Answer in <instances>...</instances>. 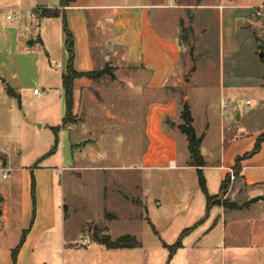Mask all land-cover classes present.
I'll return each instance as SVG.
<instances>
[{"label":"rangeland","instance_id":"rangeland-1","mask_svg":"<svg viewBox=\"0 0 264 264\" xmlns=\"http://www.w3.org/2000/svg\"><path fill=\"white\" fill-rule=\"evenodd\" d=\"M9 1L0 0V143L9 147L11 163L0 151V184L10 182L23 167L34 171L39 165L51 164L55 168L53 185L57 197L58 238L46 255L38 256V263L190 264L191 258H187L181 246L171 253L167 245L174 244L188 227L193 236L207 230L214 235L222 234L220 224H213L216 212L221 208L215 203L207 208L206 194L198 183L197 171L182 167L184 161L178 159V167L172 168L166 166V160L143 156L149 142L143 134L145 122L142 121L148 98L142 90L141 80L134 81L135 95H125L117 104L118 97L111 92L117 70L105 63L102 67L109 68L107 74L95 80L100 88H105V95L98 92L97 98L118 117L111 118L109 114V118L101 123L84 124L80 121L77 90L71 118L74 122L62 126L66 103L61 75L66 61L62 58L61 18L45 16L40 25L36 20L33 23L20 20L23 14L20 12L9 19L7 15L12 12ZM34 1L46 2L49 7L59 3V0ZM109 1L166 2L172 7L163 9L167 14L176 9L182 11L178 16L179 39L185 54L189 53L193 60L189 73L198 65L193 80L202 89V96L194 89L191 100L199 129L204 113L209 109L206 117L210 120L208 137L214 142L212 147H220L221 98L229 102L228 111L223 114L225 147L230 137L247 136L264 127V91L257 84L259 79H264V56H259L263 49L259 28L262 18L255 20L254 35L242 27L243 19L238 18L237 48L233 51L226 45L223 49L219 39L220 9L217 7L233 3L257 7L264 0ZM205 5L213 6L203 7ZM28 24L31 28L26 31ZM24 39H32V44ZM195 40L201 53L197 59L194 57ZM220 68L227 80L225 95L220 92ZM121 80L123 85L132 83L125 75ZM9 88L16 93H9ZM34 88L41 91V96L33 93ZM155 98L160 96L152 94L151 99ZM129 112H135L136 116L127 114ZM98 116L102 118L103 114L98 113ZM127 116L131 117L127 120ZM170 121L165 117L167 124ZM58 125L61 128L57 133L52 127ZM206 128L203 126V130ZM4 167H12L7 178L2 175L1 168ZM209 171L212 172H205L209 178V193L219 194L220 171L215 168ZM260 191L263 192L258 189L251 192L257 194ZM174 197L180 201L174 199V202ZM224 198L221 194L220 199ZM230 198L237 201L244 197L234 191ZM3 200L0 201V217ZM209 212L210 217L206 216ZM241 213L245 214L244 211ZM248 217L250 215H240L242 219ZM244 227L227 225L225 236L218 235L214 241L202 239L192 257L193 263L220 264L224 253L227 264H264V247L242 244V238L247 234ZM124 234L136 236L144 247L111 248L101 242L104 236L116 239Z\"/></svg>","mask_w":264,"mask_h":264},{"label":"crops","instance_id":"crops-1","mask_svg":"<svg viewBox=\"0 0 264 264\" xmlns=\"http://www.w3.org/2000/svg\"><path fill=\"white\" fill-rule=\"evenodd\" d=\"M9 2L8 7L11 10H15L18 14L20 12L23 13L20 20L26 22L31 20V23L36 20L37 24L40 25V20L42 18L45 19V16L35 19L31 14V9L39 6L49 7L46 2L34 0H10ZM13 2L16 4H12ZM206 6L213 5H205L203 7ZM54 7L59 8L61 11L59 17L62 21L61 40L64 48L62 51L64 61H67L68 53L65 46L66 35L63 29V20H65L74 38V66L77 70L91 71L102 69L105 63L116 68L115 81L117 84L112 82V85H114L111 87V92L118 97V100H116L117 104L125 95L134 96V81L141 80L142 90L148 98L145 105L146 108L142 113V121L145 122V125H142L145 129L143 134L147 135L149 142L143 156L148 155V157H153V159L166 160L165 163L168 167H170L172 161L178 167L177 160L181 159L184 161V164L181 165L182 167H191L196 170L194 166L188 164L190 160L188 139L178 126L183 122L181 117L183 104L188 103L196 133L198 136L203 137L201 152L206 161L203 173L207 185L209 178L205 173L206 170L212 172L209 170L215 168L220 171V173L218 172L220 192L219 194L211 195L220 196L222 181L227 177V174H230V170L235 173L234 169H237L238 173H235V177L229 180V187L225 197L229 201L238 204H243L255 197H261L242 208H229L222 203H215L221 208V211L216 212L213 224H220L223 232L222 234L214 235V233L207 230L193 236V231L191 233L188 231L182 237L181 248L185 251L187 258H191L190 264H194L192 257L196 254L195 249L198 248V243L202 239L214 241V238L218 239V235L225 236L227 225L231 228L234 225L245 226L247 234L244 239L242 238L243 245L256 248L264 247V140L261 142L259 151L244 156L245 153H249L254 148L257 139L264 134V127L254 133L247 134V136L237 137L234 135L230 137L228 145L225 147L227 143L224 131L223 114L225 113L223 105L225 102L229 105V102L221 98L220 147H212L214 142L208 137L210 120L206 115L209 109L205 111V118L203 116L199 129L191 93L195 89L201 95L202 89L193 80L198 72V65H195L194 69L189 73L193 60L189 53L185 54L187 52H184V46L179 39L178 16L182 14V11L176 9L172 14H167L163 9L172 7L166 2L151 3L147 1L74 0L69 5L61 6L59 0L57 6L49 8ZM217 7L220 9L219 39L223 49L226 45L233 51L237 48L236 27L238 18L243 19L242 27L251 30L254 35L256 32L253 30L255 29V20L261 17V26L259 28L262 50L264 51V1L257 7L254 4L242 3L219 4ZM170 16L172 17L170 18ZM194 19L196 33L197 17ZM30 24L26 25V31L31 28ZM195 36L197 37V35ZM194 46V57L197 59L201 54L197 48V40H195ZM124 75L132 83L128 82L125 84L126 86L121 84L120 82ZM263 81L264 79L262 80V78L257 81L260 88H263L262 91H264ZM74 84V93L79 90L80 121L88 125L107 120L109 118L107 115L111 114V112L108 107L101 105L97 98L98 92L105 95L103 92L105 88H100L95 83V80L88 77L77 78ZM226 84L227 80L224 70L220 68L221 95H225ZM61 88L64 92L63 85ZM263 93L262 95H264ZM152 94H156L160 98L152 100ZM98 113L103 114V117L99 118ZM130 113L136 116L135 112L127 114ZM110 116H112L111 118L118 117V115L112 114ZM237 116H240V114L238 113ZM129 117L131 116H127V120ZM165 117L171 120L170 123L167 124L165 122ZM203 126L207 128L203 130ZM207 143L210 144L206 146ZM0 144V151L7 155L8 163H11L9 147L3 142ZM238 157H240V160L237 162ZM53 168L54 166L51 164L39 165L34 168V171L31 168L23 167L19 173L14 175L10 182L0 184V193L4 199L0 217V221L3 222L0 225V264H13L12 251L20 243L23 233H25V238L18 251L17 264H39L38 256L42 255V253L46 255L47 251L53 248L54 240L58 238L56 226L57 197L53 185L55 178L53 170L55 168ZM32 173H34L36 180L37 203L35 207L31 194ZM253 189L262 190L263 192L260 191L257 194H253L251 192ZM234 191L239 194V197L244 198H238L237 201L232 200L230 194ZM174 199H177L176 202L180 201L177 197H174L173 201ZM252 210L255 211L252 212ZM242 211L245 214L241 213ZM241 214L250 215V217L247 220L242 219L240 218ZM206 216L210 217V212ZM227 218L229 219L228 221ZM233 218H235L234 221H232ZM65 241L64 239V243ZM139 246L144 247L138 240V246L134 247ZM44 264L48 263L44 261ZM220 264H227L224 253L221 256Z\"/></svg>","mask_w":264,"mask_h":264},{"label":"trees","instance_id":"trees-1","mask_svg":"<svg viewBox=\"0 0 264 264\" xmlns=\"http://www.w3.org/2000/svg\"><path fill=\"white\" fill-rule=\"evenodd\" d=\"M72 1L74 0H60V5L66 6V5H69L70 2ZM60 15H61V11L59 10V8L50 9L48 7H42L41 16H60ZM63 29L66 35L65 46H66V50L68 53L65 70L62 74V85L64 89L65 103H66L65 114L62 118V126H65L69 123L74 122L72 121L71 118L73 116V110H74V88H75L74 81L75 79L81 78V77H88L90 79L96 80L102 77L103 75H105L108 72L109 68L104 67L102 69H95L91 71L77 70L74 66V38L65 20H63ZM8 92L11 94L16 93L15 90H13L12 88H9ZM181 117L183 119V122L179 124L178 126L180 130L187 136V139H188V149L190 153V160L188 164L191 166H194L197 170L199 185L207 197V208L209 209L210 204H214L217 202L222 203L225 207H229V208H242L244 206H248L251 202H254L258 200L259 198H261V197H255L254 199H251L250 201H247L243 204H238V203L229 201L226 197L223 200H221L220 196L211 195L208 193L206 178L203 173V167L206 165V161L201 152V142H202L203 137L198 136L196 133V130L193 125V116H192L188 103L183 104ZM52 128L54 131L58 133L61 126L59 125L53 126ZM263 140H264V134H262L257 139L254 148L249 153H245L244 156H247V155H250V154H253L259 151L261 142ZM57 142H58V138L56 139V144ZM51 151L54 152V149H52ZM41 159L42 157L37 161V163L40 162ZM239 160H240V157L237 158V162ZM36 165L37 164H35V166ZM234 170H235V173H238L237 169H234ZM31 178H32L31 194H32L33 205L35 207L36 180H35L34 173L31 174ZM229 180H230V174H227V177L222 181V184H221V194L222 195H225L228 190ZM2 200H3V197L0 196V201ZM34 214H35V210H34ZM190 229H191L190 227L185 228L182 231L180 237L176 240L174 244H171V245L166 244L167 246H169L171 253H173L178 247L182 246V236L186 234L188 231H190ZM24 238H25V233H23L20 239V243L12 251L13 264H17L18 251H19V248L22 242L24 241ZM101 242L105 244L107 247H112V248L114 247H134L138 245V240L136 239L135 236L131 234L121 235L115 240H112L110 236L109 237L104 236Z\"/></svg>","mask_w":264,"mask_h":264},{"label":"built area","instance_id":"built-area-1","mask_svg":"<svg viewBox=\"0 0 264 264\" xmlns=\"http://www.w3.org/2000/svg\"><path fill=\"white\" fill-rule=\"evenodd\" d=\"M12 12L10 13V14H8L7 15V18H9V19H11V18H13V16H14V13L15 14H17V12L15 11V10H11ZM41 12H42V7H35V8H33V9H31V14H32V16H33V18H37V17H40L41 16ZM33 93L35 94V95H37V96H41V91L38 89V88H34L33 89ZM227 106H228V103L227 102H225L224 103V105H223V111H224V113H227ZM170 167H176V163L174 162V161H172L171 163H170ZM1 169H3V177L4 178H7L8 177V175H9V171L11 170V168H9V167H4V168H1ZM235 177V173H234V171L233 170H230V178L231 179H233Z\"/></svg>","mask_w":264,"mask_h":264},{"label":"water","instance_id":"water-1","mask_svg":"<svg viewBox=\"0 0 264 264\" xmlns=\"http://www.w3.org/2000/svg\"><path fill=\"white\" fill-rule=\"evenodd\" d=\"M24 41L26 42V43H28V44H32V39H24ZM264 55V51L262 50L261 52H260V54H259V56H263Z\"/></svg>","mask_w":264,"mask_h":264}]
</instances>
